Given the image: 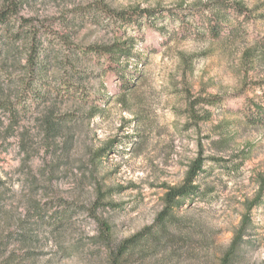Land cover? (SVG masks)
<instances>
[{
    "label": "rangeland",
    "instance_id": "1",
    "mask_svg": "<svg viewBox=\"0 0 264 264\" xmlns=\"http://www.w3.org/2000/svg\"><path fill=\"white\" fill-rule=\"evenodd\" d=\"M128 240L264 264V0H0V264Z\"/></svg>",
    "mask_w": 264,
    "mask_h": 264
},
{
    "label": "trees",
    "instance_id": "2",
    "mask_svg": "<svg viewBox=\"0 0 264 264\" xmlns=\"http://www.w3.org/2000/svg\"><path fill=\"white\" fill-rule=\"evenodd\" d=\"M234 11L241 14L243 13L244 8L240 5H234ZM130 245H131V240H128L124 244L120 245L112 257L111 264H123L122 257L126 252V250L129 249Z\"/></svg>",
    "mask_w": 264,
    "mask_h": 264
}]
</instances>
